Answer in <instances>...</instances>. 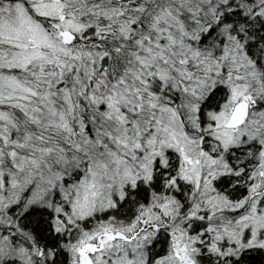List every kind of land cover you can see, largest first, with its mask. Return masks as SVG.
<instances>
[{
  "label": "snow or ice",
  "instance_id": "obj_1",
  "mask_svg": "<svg viewBox=\"0 0 264 264\" xmlns=\"http://www.w3.org/2000/svg\"><path fill=\"white\" fill-rule=\"evenodd\" d=\"M0 264H264V0H0Z\"/></svg>",
  "mask_w": 264,
  "mask_h": 264
}]
</instances>
